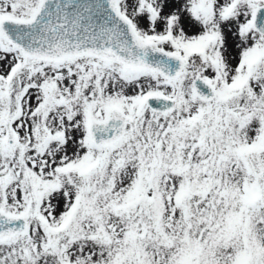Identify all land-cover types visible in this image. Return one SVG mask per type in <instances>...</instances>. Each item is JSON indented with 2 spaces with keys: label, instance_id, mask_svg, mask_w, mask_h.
Returning a JSON list of instances; mask_svg holds the SVG:
<instances>
[{
  "label": "snow or ice",
  "instance_id": "6c2138e0",
  "mask_svg": "<svg viewBox=\"0 0 264 264\" xmlns=\"http://www.w3.org/2000/svg\"><path fill=\"white\" fill-rule=\"evenodd\" d=\"M0 264H264V0H0Z\"/></svg>",
  "mask_w": 264,
  "mask_h": 264
}]
</instances>
